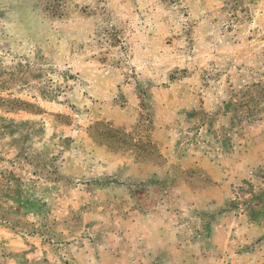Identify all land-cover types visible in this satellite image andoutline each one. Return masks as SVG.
<instances>
[{
  "label": "rangeland",
  "instance_id": "1",
  "mask_svg": "<svg viewBox=\"0 0 264 264\" xmlns=\"http://www.w3.org/2000/svg\"><path fill=\"white\" fill-rule=\"evenodd\" d=\"M0 264H264V0H0Z\"/></svg>",
  "mask_w": 264,
  "mask_h": 264
}]
</instances>
